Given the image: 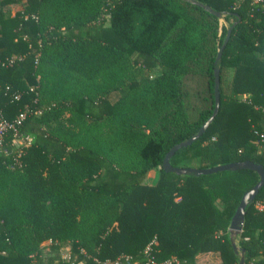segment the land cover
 I'll return each instance as SVG.
<instances>
[{"label":"trees","instance_id":"1","mask_svg":"<svg viewBox=\"0 0 264 264\" xmlns=\"http://www.w3.org/2000/svg\"><path fill=\"white\" fill-rule=\"evenodd\" d=\"M198 1L234 19L218 61L228 27L191 0H0V119L24 114L0 146V264H126L154 239L158 262L264 264V185L238 253L228 230L255 170L162 165L213 113L217 67L219 112L171 163L264 166V0ZM132 66L156 73L125 80Z\"/></svg>","mask_w":264,"mask_h":264},{"label":"water","instance_id":"2","mask_svg":"<svg viewBox=\"0 0 264 264\" xmlns=\"http://www.w3.org/2000/svg\"><path fill=\"white\" fill-rule=\"evenodd\" d=\"M194 4H198L200 6H203L206 10L210 11L211 13L215 14L219 18H224L223 13L215 10L212 8L209 4H204L198 0H191ZM232 27H228L227 34L225 37V40L221 47L218 49L216 61H218L222 57V53L224 50V47L227 45L231 32ZM214 94H215V106L213 113L209 116V118L204 122V124L199 128V130L193 134L188 139L178 142L174 144L165 154L163 159V167L168 171H174L179 174H186V173H194V174H209L214 173L218 171H224V170H238L243 168H248L255 170L259 174V180L258 182L249 190H247L240 202L239 205L233 214L230 225L228 227L229 230V239L230 242L235 250L236 253L239 252V246L237 242L238 236H240L242 229H243V223L245 219V213H246V206L248 203L257 195L260 188L264 185V166L261 163L254 162L252 160H240V161H234L224 164H218L210 167H192V166H175L171 163L172 156L181 148L191 145L195 140L201 137V135L204 133V131L207 129L209 124L213 121V119L216 117V115L219 112L220 108V75H219V68L214 69ZM239 264H245V258L243 252L241 253Z\"/></svg>","mask_w":264,"mask_h":264},{"label":"rangeland","instance_id":"3","mask_svg":"<svg viewBox=\"0 0 264 264\" xmlns=\"http://www.w3.org/2000/svg\"><path fill=\"white\" fill-rule=\"evenodd\" d=\"M15 6H13V9H12L14 11L16 9ZM21 6L22 5H18V7H21ZM233 21H234V19L232 17H230L229 19L220 18V27L218 29L219 38L224 37L226 28L229 27V25ZM155 73L156 72L146 71V70L140 68L139 66H132L128 71V75L125 77V80L136 79V80H140L143 82L147 78L152 77ZM190 91L193 92L194 89H190ZM190 101L191 102L187 103V106L189 108V111L191 113L192 112L194 113V107L192 104L194 103L197 106L199 103L198 98L191 96ZM160 167H161V165L157 166V168H160ZM155 180H156V171H153L145 177L144 182L154 183ZM238 241H239V236L237 238V242ZM49 242L50 241H46L45 244H48ZM60 251H61V254L64 258L69 259L71 256V252H72L71 242L68 241V242L62 243ZM204 262H214L216 264H221V258L217 252H202V253L197 255L195 264L204 263Z\"/></svg>","mask_w":264,"mask_h":264},{"label":"built area","instance_id":"4","mask_svg":"<svg viewBox=\"0 0 264 264\" xmlns=\"http://www.w3.org/2000/svg\"><path fill=\"white\" fill-rule=\"evenodd\" d=\"M24 116V114H21L18 118H16L14 121H9L5 118L0 119V146L2 145L4 141L5 133L9 129L17 130L16 124H18L21 121V118ZM157 244V240H152L150 243L146 245L144 248L142 254L138 258H131L130 256H126V264H180V261L177 258H171L165 261L158 262L154 257V246ZM99 264H121L122 261L120 258H117L115 260H103L99 261Z\"/></svg>","mask_w":264,"mask_h":264}]
</instances>
